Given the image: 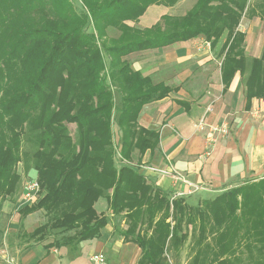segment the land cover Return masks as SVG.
<instances>
[{"label": "trees", "instance_id": "obj_1", "mask_svg": "<svg viewBox=\"0 0 264 264\" xmlns=\"http://www.w3.org/2000/svg\"><path fill=\"white\" fill-rule=\"evenodd\" d=\"M79 1L82 10L70 0H0V198L16 195L22 162L40 196L19 214L47 219L31 237L55 230L71 239L63 244L94 239L109 217L122 216L123 239L141 250L138 264H171L186 246L187 264H264V176L213 198L173 197L139 167L159 133L139 125L138 114L173 88L125 58L198 37L214 49L223 37V90L238 72L246 103L264 100V48L246 57L239 29L243 17L264 21V0H194L184 14L143 28L128 21L150 4L179 0ZM108 28L117 37L106 39ZM134 152L136 166L127 163ZM102 198L109 215L96 209Z\"/></svg>", "mask_w": 264, "mask_h": 264}, {"label": "crops", "instance_id": "obj_2", "mask_svg": "<svg viewBox=\"0 0 264 264\" xmlns=\"http://www.w3.org/2000/svg\"><path fill=\"white\" fill-rule=\"evenodd\" d=\"M196 42L197 38L176 42L125 58L133 70L173 88L164 98L144 105L138 114L140 125L159 133L157 147L144 153L139 167L149 181L171 191L173 197L196 194L213 198L244 180L264 176V123L252 111L257 106L264 109V101L253 98L246 103L238 72L223 90L220 60L217 69L210 68L215 58L212 48L208 45L207 55L206 51L194 52ZM247 45L245 33L246 57L261 56L263 46L255 53ZM214 75L218 81L211 80ZM201 118L209 125L228 118V133L207 145V127H197ZM148 167H172L182 178ZM26 204L21 198H0V264H87L93 254L103 255L102 264H138L141 250L123 239L124 220L117 226L116 217H109L94 239L51 244L29 236L33 229L27 225L35 213L21 217L19 209Z\"/></svg>", "mask_w": 264, "mask_h": 264}, {"label": "rangeland", "instance_id": "obj_3", "mask_svg": "<svg viewBox=\"0 0 264 264\" xmlns=\"http://www.w3.org/2000/svg\"><path fill=\"white\" fill-rule=\"evenodd\" d=\"M70 2L72 3V5L77 10H82L83 7H82L79 0H70ZM193 3H194V0H179L173 6H164V5H161V4L159 5L156 3L150 4L147 7V9L145 10V12L143 13L144 14L143 17L141 15L139 17L138 21H136V22L128 21V23L130 25L137 26L140 28L148 27V26L152 25L153 23H155L156 21H158L159 17L163 14H169V15H182V14H184L193 5ZM239 28L242 29L243 31H245V33L247 35L248 51H251V49H252V51L256 53V52L260 51V49H262V46L264 47V21L263 20L259 19L257 16H255L253 18L243 17L241 22H240ZM106 32H107L106 33V39L115 38L118 35V31L115 29H112V28H108ZM222 40H223V37L217 43L216 47L214 49H212L215 58L211 60V61H213V63L209 64L210 68L217 69V67H218V62H219L220 58L218 56H216V52H217L218 47L221 44ZM192 46H193L192 48H193L194 52L201 53V52L206 51V55H207L208 52L210 51L207 42H205L203 40V38H201V37H198L197 42ZM211 80H213V81L217 80L218 81V78H217V76L214 75ZM257 109L259 112H260V110H262L258 106H257ZM252 111H253V109H252ZM261 113H263V111H261L260 114ZM254 116L259 117L260 120L262 119L261 116L259 115V113H258V115L254 114ZM221 123H225V125H226L225 127L227 128V133H228L229 124H230L229 119L226 118ZM218 124H220V123H218ZM213 125H216V124H213ZM67 126H68V129H69L71 135H73L74 130H75V125L70 123ZM115 129H116V127L114 126L113 131ZM227 133L221 134V132H219V134H216L215 137H216V139H218L219 137H222V136L226 135ZM114 140H116V136L114 137ZM116 154L117 155H116L115 159L117 162L118 159H120V156L118 153H116ZM124 162H126V161H124ZM127 163H129L130 165H133V166L138 165L137 155L135 152L132 154L131 159ZM17 170L19 171V173L21 175V181H20L19 188H18L17 193L14 197H7V198H11V199L16 198V200L20 199L22 197V192L24 189V183L27 180H31V179L35 178V173H33L32 171H30L29 173H27V172L25 173V170L22 166V162L17 165ZM228 188H230V187H228ZM228 188H226V189H228ZM37 200H35L34 202H36ZM96 209L98 211H101V213L108 214L109 211H108V207H107V202L104 198L100 199V203L96 206ZM34 213L35 214H33L34 216H33V219L31 221V224L29 226L27 225L28 229H34L38 225L45 223L47 220L42 211H36ZM115 220L117 221L116 222L117 226H119L121 224V222H123L124 219L122 218V216H117ZM59 235L60 234H57L55 232V230H52V231L48 230V232H46L44 234L43 238H38V236H35V237L33 236V238H37L39 240H42V239L43 240H50L51 244H54V243L62 244L63 241L69 242V240H71V239H67L68 234H66L65 237H64V235L63 236L62 235L59 236ZM76 241L77 240H75L73 242H76ZM77 242H79V241H77ZM189 258H190V254H189L188 247L186 246V247L182 248L181 252L178 253V255H176V257L172 258V261L173 262L176 261V262H180V263L182 262V263L187 264Z\"/></svg>", "mask_w": 264, "mask_h": 264}, {"label": "built area", "instance_id": "obj_4", "mask_svg": "<svg viewBox=\"0 0 264 264\" xmlns=\"http://www.w3.org/2000/svg\"><path fill=\"white\" fill-rule=\"evenodd\" d=\"M207 44L209 45L208 42H207ZM261 111H263V113L260 114ZM260 112L258 111V109L256 107L253 109V113L257 114V115L259 113V115L262 118L261 120L264 123V109L260 110ZM225 126H226L225 123H220V124H216V125L206 124L204 121V118H201L197 124V127L200 129H203L204 127L208 128L209 136L206 139L207 145L215 142V140H216L215 135L219 134V132H221V134L227 133V128ZM147 169H150L151 171H154L156 173L171 175L175 179L176 178L177 179L182 178L180 175L175 174V171L173 170L172 167H168V168L148 167ZM39 193H40L39 183H38L36 178H33L31 180H27L24 183V189L22 192L21 199L24 201V203H32L38 199ZM103 260H104V257L102 254H93L89 257L87 264H102Z\"/></svg>", "mask_w": 264, "mask_h": 264}]
</instances>
